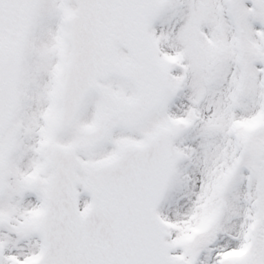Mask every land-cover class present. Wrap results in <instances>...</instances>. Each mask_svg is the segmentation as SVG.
<instances>
[{
    "label": "snow or ice",
    "instance_id": "snow-or-ice-1",
    "mask_svg": "<svg viewBox=\"0 0 264 264\" xmlns=\"http://www.w3.org/2000/svg\"><path fill=\"white\" fill-rule=\"evenodd\" d=\"M0 264H264V0H0Z\"/></svg>",
    "mask_w": 264,
    "mask_h": 264
}]
</instances>
